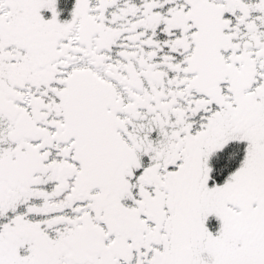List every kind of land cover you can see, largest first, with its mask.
<instances>
[{"label":"snow or ice","instance_id":"1","mask_svg":"<svg viewBox=\"0 0 264 264\" xmlns=\"http://www.w3.org/2000/svg\"><path fill=\"white\" fill-rule=\"evenodd\" d=\"M0 264H264V0H0Z\"/></svg>","mask_w":264,"mask_h":264}]
</instances>
